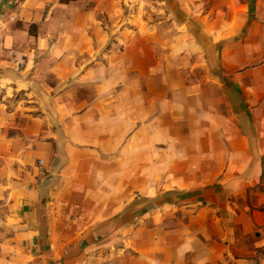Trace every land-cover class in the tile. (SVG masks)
I'll use <instances>...</instances> for the list:
<instances>
[{
	"label": "crops",
	"instance_id": "1",
	"mask_svg": "<svg viewBox=\"0 0 264 264\" xmlns=\"http://www.w3.org/2000/svg\"><path fill=\"white\" fill-rule=\"evenodd\" d=\"M176 1L113 37L105 0H0V264H264V0Z\"/></svg>",
	"mask_w": 264,
	"mask_h": 264
},
{
	"label": "rangeland",
	"instance_id": "2",
	"mask_svg": "<svg viewBox=\"0 0 264 264\" xmlns=\"http://www.w3.org/2000/svg\"><path fill=\"white\" fill-rule=\"evenodd\" d=\"M98 1L80 0L79 3L89 6ZM105 2L110 3L108 12L100 11L101 13H99L98 11L97 17H100L105 24L109 25V31L113 37L115 34L129 36L134 31L145 33L149 28L155 30V34H158V30L162 26L148 27L147 22L167 18L170 13L167 10L168 3L173 6L172 13L174 16L177 17L181 14V11L177 10L176 0H105ZM257 29V32L255 31L252 36H249L254 44L253 57L239 59V61H243L244 69H247L246 75L243 76L245 84L243 96L245 99L252 100L253 145L260 152L264 166V37L262 35L263 27ZM247 35H249V31L239 34L242 37ZM238 66L239 64H236V68ZM262 179L264 180V170Z\"/></svg>",
	"mask_w": 264,
	"mask_h": 264
},
{
	"label": "built area",
	"instance_id": "3",
	"mask_svg": "<svg viewBox=\"0 0 264 264\" xmlns=\"http://www.w3.org/2000/svg\"><path fill=\"white\" fill-rule=\"evenodd\" d=\"M14 18V17H13Z\"/></svg>",
	"mask_w": 264,
	"mask_h": 264
}]
</instances>
